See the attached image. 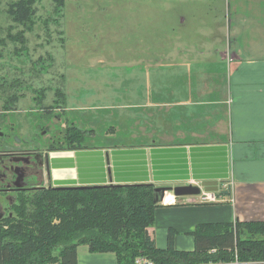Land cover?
Returning a JSON list of instances; mask_svg holds the SVG:
<instances>
[{
    "label": "rangeland",
    "instance_id": "374dc122",
    "mask_svg": "<svg viewBox=\"0 0 264 264\" xmlns=\"http://www.w3.org/2000/svg\"><path fill=\"white\" fill-rule=\"evenodd\" d=\"M8 1L0 0V156L6 149L60 145L72 125L91 129L86 144L126 146L135 122L154 113L141 108L137 120L131 118L132 79L153 84L162 74L168 81L177 62L214 58L240 44L264 48L263 15L250 23L262 28V38L234 39L235 26L244 25L232 15L235 0H64L56 13L51 0H41L22 46L16 37L23 29L5 12ZM9 95L15 100L4 107ZM166 193L174 201L173 192ZM0 206L11 214L5 194ZM77 253L78 264L104 255L86 245Z\"/></svg>",
    "mask_w": 264,
    "mask_h": 264
},
{
    "label": "crops",
    "instance_id": "0c3cea01",
    "mask_svg": "<svg viewBox=\"0 0 264 264\" xmlns=\"http://www.w3.org/2000/svg\"><path fill=\"white\" fill-rule=\"evenodd\" d=\"M233 6L234 20L244 23L235 26L234 39L262 38V28L250 23L264 16V0H235ZM240 45L214 58L177 62L168 81L162 74L153 84L132 79L131 118L136 121L142 108L154 112L155 122L148 113L143 123L137 120L126 146L48 150L50 184L215 189L208 191L215 201L182 196L161 203L149 228L158 248L166 246L169 228L176 230L177 249L193 250L190 233L197 223L264 220V48ZM98 258L89 263L116 264L114 253Z\"/></svg>",
    "mask_w": 264,
    "mask_h": 264
},
{
    "label": "trees",
    "instance_id": "16d2710c",
    "mask_svg": "<svg viewBox=\"0 0 264 264\" xmlns=\"http://www.w3.org/2000/svg\"><path fill=\"white\" fill-rule=\"evenodd\" d=\"M40 1L7 3L9 19L23 29L16 37L21 46L24 31L35 24ZM51 2L55 13L63 8L64 0ZM62 96L67 108V95ZM9 99L15 97L7 96L4 107ZM91 135V129L68 126L61 144L47 150L91 147L86 144ZM154 187L108 183L17 191L9 205L11 214L0 219V264H78L79 245L91 253H114L116 264H138L139 257L150 264H264V220L197 223L190 233L193 250L177 249L176 230L169 228L166 246L158 248L149 233L161 205L152 200ZM205 190L215 191L207 186Z\"/></svg>",
    "mask_w": 264,
    "mask_h": 264
},
{
    "label": "flooded vegetation",
    "instance_id": "af4514ba",
    "mask_svg": "<svg viewBox=\"0 0 264 264\" xmlns=\"http://www.w3.org/2000/svg\"><path fill=\"white\" fill-rule=\"evenodd\" d=\"M47 153V148L37 151L6 149L1 153L0 194H5L8 205L14 202L17 191L44 187V184L51 185L48 180L50 165ZM17 174L21 177L18 181L22 183V187H16L14 184ZM0 209L2 211L1 206Z\"/></svg>",
    "mask_w": 264,
    "mask_h": 264
},
{
    "label": "water",
    "instance_id": "95a60500",
    "mask_svg": "<svg viewBox=\"0 0 264 264\" xmlns=\"http://www.w3.org/2000/svg\"><path fill=\"white\" fill-rule=\"evenodd\" d=\"M2 133L0 132V135ZM46 162H47V155H46ZM49 171V168H48ZM14 184L16 187H22V183H20L18 180L21 179V177L17 174V177H15ZM71 186V185H70ZM67 186V187H70ZM76 186V185H74ZM62 188H67L66 186H60ZM49 188H52L49 186ZM172 191L173 195L177 197L182 196H194L201 193V188L198 185L194 184H184V185H176V186H155L153 189V202L154 203H161V201L164 198L165 192ZM4 216L3 210L0 209V219Z\"/></svg>",
    "mask_w": 264,
    "mask_h": 264
},
{
    "label": "built area",
    "instance_id": "2783aa9c",
    "mask_svg": "<svg viewBox=\"0 0 264 264\" xmlns=\"http://www.w3.org/2000/svg\"><path fill=\"white\" fill-rule=\"evenodd\" d=\"M194 197H198L199 202H204V201H208V200L209 201H215L216 200V194L214 192H208V191H204L202 189H201V193L198 195H195ZM163 201H164V199H163ZM136 262L138 264H150L151 263L150 261H148V259L140 258V257L136 259Z\"/></svg>",
    "mask_w": 264,
    "mask_h": 264
},
{
    "label": "bare ground",
    "instance_id": "6f19581e",
    "mask_svg": "<svg viewBox=\"0 0 264 264\" xmlns=\"http://www.w3.org/2000/svg\"><path fill=\"white\" fill-rule=\"evenodd\" d=\"M166 193V192H165ZM173 197L170 194L165 195L164 201L167 202V200H171Z\"/></svg>",
    "mask_w": 264,
    "mask_h": 264
}]
</instances>
